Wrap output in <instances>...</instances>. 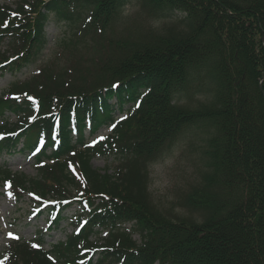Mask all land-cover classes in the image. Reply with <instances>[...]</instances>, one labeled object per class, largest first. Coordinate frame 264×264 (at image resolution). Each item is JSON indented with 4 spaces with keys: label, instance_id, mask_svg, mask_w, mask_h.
<instances>
[{
    "label": "trees",
    "instance_id": "obj_1",
    "mask_svg": "<svg viewBox=\"0 0 264 264\" xmlns=\"http://www.w3.org/2000/svg\"><path fill=\"white\" fill-rule=\"evenodd\" d=\"M133 1L146 20L170 24L116 34ZM50 20L70 32L65 63L0 95V158L26 152L39 179L3 164L0 182L33 190L49 229L73 230L47 250L46 232L17 241L14 264H264V0L0 4V74L39 59ZM195 95L206 99L193 105ZM121 113L106 141L86 146ZM191 128L209 130L206 171L183 201L197 216L172 219L151 200L148 169ZM96 155L115 158L114 177L91 167ZM73 158L82 183L69 196Z\"/></svg>",
    "mask_w": 264,
    "mask_h": 264
},
{
    "label": "rangeland",
    "instance_id": "obj_2",
    "mask_svg": "<svg viewBox=\"0 0 264 264\" xmlns=\"http://www.w3.org/2000/svg\"><path fill=\"white\" fill-rule=\"evenodd\" d=\"M15 2L16 0H0V4L4 5H13ZM130 8L131 12H129ZM169 24L170 22L167 20H146L142 14L138 13L137 3L133 1L124 9L122 18L114 27V31L116 34L127 35L134 30L159 29L161 26ZM45 34L47 39L45 49L34 64L20 72L0 74V95L8 89L12 82L26 80L47 63L55 66L65 63L67 56L65 51L60 48V43L70 34L66 25L50 20L46 24ZM4 48L2 46L1 49ZM205 99L204 95H195L192 104L195 105L198 101ZM121 115L124 116L123 113ZM7 119L11 123L15 122L14 116L9 115ZM98 133L105 136L110 134L106 128H102ZM208 136L209 130L204 128H191L185 131L182 137L167 152L163 153L160 159L149 166L148 190L151 200L163 214L172 219L197 216L185 208L183 201L191 187L200 183L201 174L206 171L203 152ZM74 159L66 161L73 182L68 184L69 196L75 195L82 183L81 176L74 166ZM3 164L8 167L11 173L23 175L25 178L39 179L37 167L26 152L2 155L0 165ZM90 165L101 175L106 174L111 177L116 175V160L113 157L104 158L96 155L90 160ZM38 200L31 189H23L16 184L10 187L0 182V264H14L8 254L17 241L29 242L39 232L46 231L43 249L47 250L49 244L65 240L66 235L73 230L67 221L61 222L56 228L48 229L47 215L37 212L40 208ZM44 200V204H46L51 202L52 198ZM77 210L78 206L73 205L66 211V214L70 216ZM8 233H13L19 239L9 237ZM100 236L104 237L105 234L101 233ZM133 239L139 242L138 235H134Z\"/></svg>",
    "mask_w": 264,
    "mask_h": 264
},
{
    "label": "snow or ice",
    "instance_id": "obj_3",
    "mask_svg": "<svg viewBox=\"0 0 264 264\" xmlns=\"http://www.w3.org/2000/svg\"><path fill=\"white\" fill-rule=\"evenodd\" d=\"M131 11H132V9L130 8V9H129V12H131ZM23 55H24V54L21 53V56H23ZM13 59H17V58H16V57H13ZM118 86H119L118 84H113V85H112L113 88H116V87H118ZM25 95H26V94H25ZM28 99H32V97L29 96ZM136 107H137V108L140 107L139 103L136 105ZM126 119H127L126 116L121 115V116L119 117V120H118V121H116L115 123H112V124L110 125V127L107 128V131L111 132L113 129H116V128H117V125H118L121 121H124V120H126ZM106 140H107V136H105V135H101V134L97 133V135H96L95 137L91 138V140H90V144H88V145H86V146H89V147H91V146H96V145H98L99 142L106 141ZM72 155L75 156L76 153L73 152ZM8 236H9V237H12L13 239H17V240L19 239V237H18V236H14L13 233H8ZM32 247H33V248H38L39 245H38V244H33Z\"/></svg>",
    "mask_w": 264,
    "mask_h": 264
}]
</instances>
